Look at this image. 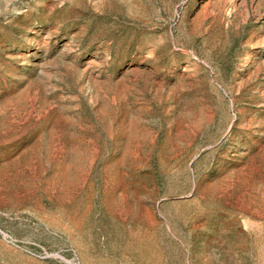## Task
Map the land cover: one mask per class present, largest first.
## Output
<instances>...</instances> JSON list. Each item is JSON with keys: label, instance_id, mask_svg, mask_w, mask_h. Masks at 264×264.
<instances>
[{"label": "rangeland", "instance_id": "1", "mask_svg": "<svg viewBox=\"0 0 264 264\" xmlns=\"http://www.w3.org/2000/svg\"><path fill=\"white\" fill-rule=\"evenodd\" d=\"M0 264H264V0H0Z\"/></svg>", "mask_w": 264, "mask_h": 264}]
</instances>
